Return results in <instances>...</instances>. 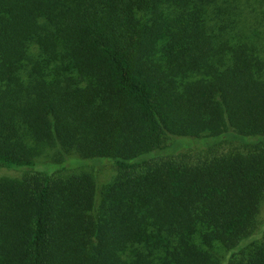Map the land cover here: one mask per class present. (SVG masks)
Masks as SVG:
<instances>
[{"label":"trees","instance_id":"trees-1","mask_svg":"<svg viewBox=\"0 0 264 264\" xmlns=\"http://www.w3.org/2000/svg\"><path fill=\"white\" fill-rule=\"evenodd\" d=\"M236 9L0 0V166L80 155L0 178V264H264V49ZM185 141L249 147L168 156ZM97 157L117 169L100 189L58 174Z\"/></svg>","mask_w":264,"mask_h":264},{"label":"rangeland","instance_id":"rangeland-1","mask_svg":"<svg viewBox=\"0 0 264 264\" xmlns=\"http://www.w3.org/2000/svg\"><path fill=\"white\" fill-rule=\"evenodd\" d=\"M233 5L237 8L235 11V17L239 20L238 25L235 28L238 36L242 37L244 40L248 42H252L254 44H258L262 46L264 49V2L261 0H230ZM232 12V11H230ZM232 15V13H231ZM165 43L164 38H160L157 41L156 49L153 54V57L156 59H160L163 57V46ZM31 53L33 59L37 55V47L36 45H31ZM30 64L27 65V68L30 70ZM189 137H185L187 139ZM170 140L168 143H171ZM189 145L186 147H182L180 149H173L171 154L168 156H175L176 159H187V160H197L199 158H203L204 156H210L214 153H221L229 150H246L249 146L242 144L238 141H227L216 144L211 148H205L198 143L187 142ZM73 157L79 158L80 155L74 152H68L61 154L57 152L55 149L45 148L43 153L37 156L34 161L35 165L29 167H17L15 169L6 168L4 166H0V178L1 177H10V178H20L23 175L32 172V171H49L47 167H54V165H47L43 168H39L38 166L42 163H48L52 161L60 162L63 158ZM89 162L83 166H73L65 169L64 171L58 172L59 175H65L69 173H76L82 171L91 172L96 180L97 188L103 184H106L110 181L115 174L117 173V169L112 163L106 158H90L85 159ZM92 162L98 163L93 164ZM259 221L260 225L264 224V199L261 203L260 213H259ZM263 228L260 227L257 229V235H255L251 239L259 238L262 235Z\"/></svg>","mask_w":264,"mask_h":264}]
</instances>
